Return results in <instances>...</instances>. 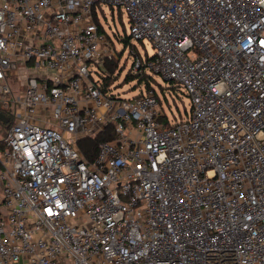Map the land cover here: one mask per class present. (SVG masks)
I'll return each instance as SVG.
<instances>
[{
    "label": "built area",
    "instance_id": "1",
    "mask_svg": "<svg viewBox=\"0 0 264 264\" xmlns=\"http://www.w3.org/2000/svg\"><path fill=\"white\" fill-rule=\"evenodd\" d=\"M99 2L185 119L104 89ZM0 114V264H264V0H0Z\"/></svg>",
    "mask_w": 264,
    "mask_h": 264
},
{
    "label": "rangeland",
    "instance_id": "2",
    "mask_svg": "<svg viewBox=\"0 0 264 264\" xmlns=\"http://www.w3.org/2000/svg\"><path fill=\"white\" fill-rule=\"evenodd\" d=\"M93 6L95 10L93 9L92 13L97 15L104 30L111 38V42H108L109 49L118 57L120 65L125 63L120 72L114 73L117 77L109 84V92L116 94L120 98H131L139 93L140 86L135 89L132 88L135 85V79L124 82V75L129 69L137 71V68L131 65L136 54L144 60L146 56L150 57L154 54V49L148 41L136 40L130 37L128 17L122 9L120 10L117 7L111 8L110 5L104 2L95 3ZM100 8L102 9V14L99 11ZM124 37H127L126 42L122 40ZM134 51L135 55L132 53ZM90 68L93 71L99 70L94 63ZM145 71L151 76L150 83L158 94L159 105L169 123L185 118L186 113L190 110V97L183 90V87L178 83L164 80L162 76L150 72L148 69H145ZM171 84L174 86L173 88H170ZM161 87H164V95L161 93ZM17 94L18 92L15 93V96ZM4 128V125L0 123V139L3 137ZM2 142L0 143L1 147L4 143Z\"/></svg>",
    "mask_w": 264,
    "mask_h": 264
},
{
    "label": "trees",
    "instance_id": "3",
    "mask_svg": "<svg viewBox=\"0 0 264 264\" xmlns=\"http://www.w3.org/2000/svg\"><path fill=\"white\" fill-rule=\"evenodd\" d=\"M110 7L113 8L112 6H110ZM93 9H94V6H92V11H93ZM99 11L102 14V9L101 8L99 9ZM92 15H93L94 22H96V24L98 25L99 30L104 32L106 34L108 42H111L110 36L104 30V28H103L102 24L100 23L97 15L95 13H92ZM122 40L124 42H126L127 41V37L122 38ZM151 58H152V56H150V57L146 56L145 60H149ZM101 65L98 66L99 70L97 71V74H98V76L100 78V81L102 82L103 86L105 87L104 89H106V87H108L109 84H111L112 80L117 77V76L114 75V73L117 74V72H120L123 69L125 63L123 65H120V61H119L118 57L117 56H112L110 58L109 57H105L104 60L102 61ZM142 68H143L142 71L139 72V73L131 71V69H129V71H127L125 73L123 81L124 82H129V81L135 79V81H136L135 85L132 87L134 89L137 88L138 86H140L141 84H143L144 88H151L152 87V85L150 83L151 76L146 73V71L144 70V67H142ZM130 74H131V76H130ZM169 82L175 83L173 81H169ZM173 87L174 86L171 84L170 88H173ZM161 93H163V95H164V87H161ZM156 96H157V99H158V94L157 93H156ZM158 101H159V99H158ZM187 115H188V113H186L185 118L187 117ZM185 118H182V119H185ZM8 120H6V121H1L0 120V123L2 125H4V127H5L4 128L5 130H6L7 126H8ZM179 120H181V119H179ZM161 121L164 122V123H169V121L167 120V118L165 116H164V118H161ZM5 130H4V133H5ZM4 133H3V135H4ZM2 138L0 139V143L2 142ZM110 138H111V135L110 136H104L103 135V136H97V137L82 138L80 140V146H81L82 152L86 156L92 157L96 153L97 143L100 140H102V139H110ZM3 149H4V143H3L2 147L0 145V151H2Z\"/></svg>",
    "mask_w": 264,
    "mask_h": 264
},
{
    "label": "water",
    "instance_id": "4",
    "mask_svg": "<svg viewBox=\"0 0 264 264\" xmlns=\"http://www.w3.org/2000/svg\"><path fill=\"white\" fill-rule=\"evenodd\" d=\"M0 119L1 120H5L4 117H3V114H0Z\"/></svg>",
    "mask_w": 264,
    "mask_h": 264
}]
</instances>
